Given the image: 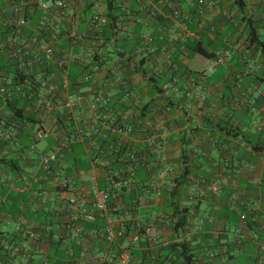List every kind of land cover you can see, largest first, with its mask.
<instances>
[{
  "label": "crops",
  "instance_id": "1",
  "mask_svg": "<svg viewBox=\"0 0 264 264\" xmlns=\"http://www.w3.org/2000/svg\"><path fill=\"white\" fill-rule=\"evenodd\" d=\"M43 1L24 0L29 12ZM208 1L213 7L201 12L198 0H73L61 27L48 36L59 53L78 56L68 71L86 68L90 76L86 84L79 80L74 94L60 93L64 101L72 98L76 132L98 95L115 116H129L134 131L116 134L117 147H127L123 159L113 155V137L105 130L89 148L72 139L76 132L60 138L52 118L45 124L53 134L36 140L37 112L14 91L15 75L0 54V84L12 89L9 101L0 93V264H46L45 257L48 264H186L167 250L177 242L191 249L192 264H264V0ZM8 2L0 0V10ZM174 12L181 17L174 19ZM40 15L34 13L33 26ZM196 44L215 57L194 53ZM225 49L233 57L214 74L199 76ZM62 79L56 73L52 85L59 88ZM191 86L207 100L186 97ZM148 118L154 127L147 132ZM63 143L54 168L69 178L65 192L29 152L35 146L48 154ZM67 157L80 158L84 168H70ZM118 172L128 187L118 198L111 194L110 219L123 228L140 222L158 244L123 228L112 244L98 232L67 233L76 210L66 201L78 195L90 202V180L110 188L106 175ZM210 217L213 223L196 230ZM97 223L102 228L106 218Z\"/></svg>",
  "mask_w": 264,
  "mask_h": 264
},
{
  "label": "built area",
  "instance_id": "2",
  "mask_svg": "<svg viewBox=\"0 0 264 264\" xmlns=\"http://www.w3.org/2000/svg\"><path fill=\"white\" fill-rule=\"evenodd\" d=\"M73 0H47L38 2L37 7L29 12L30 2L24 0H12L8 2V8L0 10V33L5 32V40L0 39V54L7 56L9 62L16 63V73L14 74L16 88L14 91L24 101H32L34 109L37 112L39 124H37L36 140L43 141L53 134L51 127L46 126V120L52 118L56 125L59 124V112L63 108H73L74 104L71 97L66 102L58 98L59 88L52 85V81L56 74L50 70L53 66L59 74L62 75V86L67 91L69 86L68 66L70 62L77 61L76 54L65 55L59 53L55 46L48 40L51 32L57 31L61 27V23L73 6ZM199 9L203 12L204 8H211L214 2L208 0H198ZM40 11L38 24L32 25L34 13ZM155 13H153L154 15ZM181 17L179 12L173 13L174 19ZM96 26V22L93 23ZM73 40L76 41L77 35L72 32ZM233 57L231 49L222 50L216 57L214 64L206 71L199 73V76L212 75L216 72V67L225 65ZM254 65L248 64V71L252 72ZM90 76L83 78V82H88ZM186 87V96L198 102H205L207 95L202 90H192ZM12 89L10 86H2L0 84V93L2 97L9 100ZM261 93V91H259ZM106 101L103 96L98 95L90 104V115L82 122L83 129L79 130L74 138L75 141H83L89 148L94 147V136L100 134L103 130L112 134L127 135L134 131L128 115L115 116L112 111H107ZM58 114V115H57ZM264 116V115H263ZM3 136V130H0V137ZM60 138H64L58 133ZM67 144H60L55 150L48 154L38 151L35 146H31L29 152L37 155L42 164L47 177L54 176L59 180V187L63 192L71 188V183L67 175L61 170H54L55 163L63 155ZM98 150V149H97ZM100 150V148H99ZM132 158L135 155L130 154ZM123 155L120 157L122 158ZM98 159V156L97 158ZM123 159V158H122ZM121 159V161H123ZM111 181L110 189L115 190V196L118 198L121 193L128 187V182L124 177V173L118 172L115 175H109ZM217 193V189H214ZM90 191L93 198L90 202L83 196H72L67 201L68 207L76 210L75 215L66 225L65 229L73 238H81L85 235H94L100 233L107 243H114L118 233L122 231L120 225H117L110 219L109 211L111 205V193L109 189L101 188L96 177L90 180ZM204 192L201 191L198 197L202 199ZM106 218L105 225L100 229H92L87 232L86 225L94 223L98 218ZM213 218L201 219L196 226V230L202 231L206 224L213 223ZM22 224L19 223V226ZM126 225V224H125ZM124 228L125 229V226ZM121 229V230H120ZM135 238H150L151 241L158 244L159 238L151 229L142 225L140 222L132 226ZM258 240V234H255ZM166 245V243H165ZM87 252H83L85 257ZM121 260L124 263L129 261V255L123 253ZM49 259L45 257L44 263L48 264ZM155 264V263H152Z\"/></svg>",
  "mask_w": 264,
  "mask_h": 264
},
{
  "label": "trees",
  "instance_id": "3",
  "mask_svg": "<svg viewBox=\"0 0 264 264\" xmlns=\"http://www.w3.org/2000/svg\"><path fill=\"white\" fill-rule=\"evenodd\" d=\"M156 15V11L154 12ZM250 34L252 35L253 39L252 40H256L257 36H256V31L255 29L251 26L250 27ZM194 53L196 54H200L206 58H209V59H213L215 56L214 54H209L207 51H204L200 48L199 44H196L195 46L192 47ZM8 68L9 69V72L15 74L16 73V63L15 62H9L8 61ZM50 70L52 72H54V74L58 73L57 70L55 71V68L52 66L50 68ZM87 71L86 68L82 69L80 72H79V69L75 68L73 69V71H68V80H69V86H68V89L67 91H65L63 89V86L62 84L60 85L59 87V95H58V98L60 100H62L60 98V93L61 92H64V93H68L69 95H72L74 94L75 92V87H77L80 83H79V80L81 81V83L83 82V78L85 76H87L88 74H85V72ZM56 72V73H55ZM82 72V74H80ZM85 74L83 76L82 79H80V77ZM90 81V80H89ZM88 81V82H89ZM88 82H83V83H88ZM186 95V93H185ZM187 97V96H186ZM6 101H9V100H6ZM66 101H64L65 103ZM106 108H107V111H112V108L110 109L109 107H107L106 105ZM64 111H60L59 113V124H58V129H57V132L58 133H61L65 138H72L77 132H76V129H75V122L73 120V111L71 108H63ZM58 115V114H57ZM146 121V124L148 129H147V132L152 130V128L154 127L153 125V121L151 118H148L145 120ZM132 125V124H131ZM81 130L83 129V126L81 124ZM133 129H135V127L132 125ZM76 132V133H75ZM107 133V137H113V141L111 143V145H115V147L113 148L112 150V153L113 155L116 154L119 158L124 154L125 150L127 147L125 146H122V145H118L119 147H117V144L119 143V139L118 138V135L116 134H112L110 132H106ZM74 149V147H73ZM94 152L96 153V156H98L100 153H101V150H94ZM67 161L70 163V168H76L77 170H82L84 167L81 165V159L78 158V157H67L66 158ZM56 170V169H54ZM101 188L103 189H109L110 193L111 194H115V191L114 193L111 192V190L113 189H110L109 188V182H105V184L103 186H101ZM112 197V195H111ZM135 223H128L126 224L125 226V231L127 234H130V235H135L134 234V230L132 229V226L134 225ZM89 227L90 230L92 229H100L101 228V225H98L97 221L94 222V223H88L86 225V228ZM168 252L170 253H173L174 255L180 257V258H183L184 261L186 262V264H192L193 262V258H194V255L191 251V249L187 246V244L185 242H177V243H173L171 245L168 246L167 248Z\"/></svg>",
  "mask_w": 264,
  "mask_h": 264
},
{
  "label": "rangeland",
  "instance_id": "4",
  "mask_svg": "<svg viewBox=\"0 0 264 264\" xmlns=\"http://www.w3.org/2000/svg\"><path fill=\"white\" fill-rule=\"evenodd\" d=\"M119 264H121V263H119Z\"/></svg>",
  "mask_w": 264,
  "mask_h": 264
}]
</instances>
